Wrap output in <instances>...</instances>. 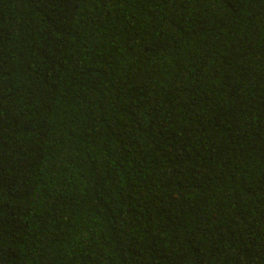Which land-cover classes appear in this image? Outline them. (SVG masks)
Returning <instances> with one entry per match:
<instances>
[{"label": "trees", "instance_id": "1", "mask_svg": "<svg viewBox=\"0 0 264 264\" xmlns=\"http://www.w3.org/2000/svg\"><path fill=\"white\" fill-rule=\"evenodd\" d=\"M0 264H264V0H0Z\"/></svg>", "mask_w": 264, "mask_h": 264}]
</instances>
